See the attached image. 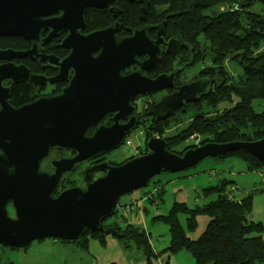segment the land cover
I'll use <instances>...</instances> for the list:
<instances>
[{
    "label": "water",
    "instance_id": "95a60500",
    "mask_svg": "<svg viewBox=\"0 0 264 264\" xmlns=\"http://www.w3.org/2000/svg\"><path fill=\"white\" fill-rule=\"evenodd\" d=\"M117 1L142 3V0H0V37H20L31 44L26 51L0 50V246L24 249L33 241L51 238L74 241L88 232L111 233L104 221L111 217L120 199L149 186L155 176L174 174L196 166L205 158L246 151L264 162V138L257 141L196 144L181 153L167 149V140L150 137L146 154L121 163L87 167L84 187L59 192L63 178L78 165L90 162L105 152L121 147L137 127L134 101L172 89L148 109L156 122L173 116L190 103H198L211 93L214 80L200 79L180 86L177 76L194 62L192 48L176 33L166 40L164 21L128 29L122 37L119 21L109 27L85 33L88 9H108L114 19L121 14ZM246 6L248 0H228ZM264 4V0H258ZM141 21L147 11L141 7ZM155 31V38L149 33ZM64 35L60 47L69 51L65 58L48 54L45 44ZM190 50L182 55V50ZM169 56L172 71L150 78L161 56ZM28 58L42 68L58 73L54 77L31 74L14 59ZM140 58H144L141 61ZM134 69L125 74L127 69ZM29 82L41 91L48 85L65 83L55 96L37 97L20 107L8 99L11 82ZM110 117L112 125H102ZM96 132L89 136L92 128ZM53 151H68L72 157L42 164ZM97 172L104 175L94 180ZM228 199L229 195L224 194ZM9 207L13 209L11 216Z\"/></svg>",
    "mask_w": 264,
    "mask_h": 264
},
{
    "label": "trees",
    "instance_id": "16d2710c",
    "mask_svg": "<svg viewBox=\"0 0 264 264\" xmlns=\"http://www.w3.org/2000/svg\"><path fill=\"white\" fill-rule=\"evenodd\" d=\"M115 6L121 11L117 19L113 18L108 9H88L84 32L99 31L119 21L122 25L119 36L125 37L130 34L128 29H139L146 24L157 25L166 21V40L178 33L195 49L196 61L192 67L200 64L198 75L214 80L209 96L202 98L198 103L186 105L198 107L190 112L193 122L186 125L181 134L167 138L169 151L181 153L193 145L207 142H251L264 138V107L261 111L254 107L255 101L264 102V4L258 0H248L246 6L239 5V8L234 10L233 4L228 0H142L141 4L138 1H117ZM141 7H145L147 11L146 23L141 21ZM160 8H166V12L159 13ZM63 37L64 35H60L53 38L44 47L57 57L65 58L69 51L60 47ZM30 47L31 44L23 38L0 37V49L14 48L25 51ZM230 61L234 66H240L241 71L236 76L231 75L227 69L226 65ZM21 63L28 67L31 64L28 59H23ZM170 66V60L165 56L156 70L151 71L149 75L157 77L168 72ZM32 69L41 71V67L37 65ZM65 85L56 83L55 95L59 94ZM34 99L35 91L28 82L11 87L9 102L12 106L20 107ZM205 101L217 109L210 117L208 114L211 112H204L201 106ZM219 105H222V111H218ZM164 130L160 126L147 128L152 134H161ZM191 140L197 143L182 148ZM139 150V153L130 158L145 154L144 149ZM235 155L247 163L250 171H264V162L246 151L228 153L217 158ZM156 184L159 188L150 196L154 202L157 195L164 191L163 185ZM231 187L230 182L224 181L219 186L207 188L206 195H215L217 199L201 210H190L183 204H176L172 208L165 218L171 235L167 249L169 252H186L194 264H264V225L248 220L253 196L249 194L240 200L233 199L231 195L228 199L223 198ZM133 205V200L120 201L113 216L106 219L104 224L111 231L110 234H114L121 241L134 242L151 259L154 252L146 233L132 226H127L124 230L121 228L119 220L124 215L119 211L120 208L131 209L130 207L134 208ZM9 211L13 214L11 207ZM180 213L188 216V227L191 231L197 227L196 217L199 213L209 217L208 225L198 239L193 240L188 236L180 223ZM107 222L109 223L106 224ZM88 235L102 241L104 238L88 232L79 240L56 242L75 243L87 248Z\"/></svg>",
    "mask_w": 264,
    "mask_h": 264
},
{
    "label": "rangeland",
    "instance_id": "374dc122",
    "mask_svg": "<svg viewBox=\"0 0 264 264\" xmlns=\"http://www.w3.org/2000/svg\"><path fill=\"white\" fill-rule=\"evenodd\" d=\"M223 9L221 8V10ZM164 10L166 8H160L158 12H166ZM233 64L230 61L226 66L229 73L236 76L241 69L239 65H236L237 68ZM200 68L199 64L186 69L180 75L178 82L193 81L199 76ZM161 93L143 97V100L136 98L135 105L138 107V111L145 112L150 105L157 103ZM201 106L204 112H211L208 117L212 116L215 110L217 111L213 105L206 101ZM254 107L257 111H261L264 102L255 101ZM194 108L198 107L191 105L182 107L173 116L157 125L164 128V132L161 134L153 132V135L167 140V138L181 134L186 125L192 124L193 118L190 112ZM222 109V105H219L218 111H222ZM144 137L146 135L143 125H140L132 131L121 147L108 154L109 161L121 163L139 153V148H145L146 138ZM194 143L197 141H187L182 148ZM69 156L70 153L66 151L52 152L51 157L43 163L42 169L51 171L50 160ZM79 169V172L73 173L64 180L65 187L74 186L82 178L84 166H80ZM98 176L99 174L95 173L94 179ZM224 181L230 182L232 187L225 194L231 195L233 199L240 200L252 194L253 205L248 220L255 223L261 222L264 225V171H250L247 163L238 155L223 159L205 158L187 170L155 176L145 189L133 191L120 199L121 202L132 200L135 202L134 208L130 207L131 209L119 220L121 228L124 230L127 226H132L146 233L151 250L154 252L151 259L134 242L121 241L114 234H108L104 236L103 241L88 235L87 248H82L75 243H58L51 238L33 241L26 249L11 250L0 246V264H8V262L10 264H194L186 252L174 254L167 250L171 235L165 218L176 204H183L190 210H201L205 205L217 199L215 195H206L205 190L209 187L219 186ZM156 183L163 185L164 191L157 195L154 202L150 196L159 188L156 187ZM178 217L188 236L193 240L203 234L209 222L207 215L199 213L196 217L197 227L191 231L188 227V216L185 213H180Z\"/></svg>",
    "mask_w": 264,
    "mask_h": 264
},
{
    "label": "flooded vegetation",
    "instance_id": "af4514ba",
    "mask_svg": "<svg viewBox=\"0 0 264 264\" xmlns=\"http://www.w3.org/2000/svg\"><path fill=\"white\" fill-rule=\"evenodd\" d=\"M114 6H115V3L113 4ZM155 31H152V32H150L149 33V35H150V37L151 38H155ZM130 35V34H129ZM187 44H189V43H187ZM190 45V44H189ZM191 46V45H190ZM31 48V47H30ZM29 48V49H30ZM191 48L193 49L192 50V53H193V55H194V59H195V61H196V58H195V49L191 46ZM7 49H13V50H16V49H14V48H5V49H0V50H7ZM17 51H22V50H17ZM26 51V50H25ZM189 51L190 50H187V49H183L182 50V55H187L188 53H189ZM47 53L48 54H53V53H51V52H49L48 50H47ZM54 55V54H53ZM56 56V55H55ZM166 55H162L161 56V60H160V62L156 65V67L153 69V70H151V71H155L156 70V68H157V66L161 63V61H162V59H163V57H165ZM57 57V56H56ZM168 58H169V60H170V63H171V66H170V69H169V71L168 72H170V71H172V68H173V65H172V61H171V59H170V57L169 56H167ZM25 59H28V58H25ZM23 59H14V60H12L11 61V63H14V64H16V65H20V64H23V63H21V61H22ZM29 61H30V66L28 67V66H26L25 64H23V65H25L26 67H28L29 69H30V72H31V74L33 73V74H42V75H46L47 77H54L55 75H57V71L56 70H53V69H51V68H46L45 70L42 68V66L37 62V61H32V60H30V59H28ZM140 60L141 61H144L145 59L144 58H140ZM7 63H9V62H7V61H0V65H2V64H7ZM194 64H195V62H194ZM193 64V65H194ZM38 66L39 68L41 67V71L40 72H38V71H35V70H33L32 68H34V66ZM192 65V66H193ZM191 66V67H192ZM30 67H32V68H30ZM190 67H188L187 69H189ZM134 69H127L126 71H125V74H127V72L128 73H130V72H132ZM186 70V69H185ZM184 70V71H185ZM151 71H149V72H144V74L146 75V76H148V77H150V78H156V76L155 77H152V76H150L149 75V73L151 72ZM183 71V72H184ZM168 72H165V73H168ZM183 72H181L178 76H177V80H176V85L177 86H180V85H182V84H184V83H179L178 82V79H179V77H180V75L183 73ZM162 74H164V73H162ZM161 75V74H160ZM159 76V75H158ZM200 79H206V78H201L200 76H198V77H196V78H194V80L193 81H196V80H200ZM206 80H211V79H206ZM193 81H190V82H193ZM28 82V81H27ZM23 83V82H22ZM29 83V82H28ZM187 83H189V82H187ZM20 84V83H19ZM30 84V83H29ZM65 84V83H64ZM18 85V84H17ZM31 85V84H30ZM4 86L5 87H8V86H10V88L13 86L12 84H11V82H6V83H4ZM33 87V86H32ZM49 88H51L49 91H48V89ZM33 89H34V91H35V99H37V97H42V96H55V92H56V84H53V85H48L47 87H45V88H43L41 91H39V90H37V89H35L34 87H33ZM61 92V91H60ZM159 92H162L160 95V99H159V101L162 99V98H164L165 96H167V95H169V94H171V93H173V90L172 89H168V90H164V91H159ZM159 92H157V93H159ZM157 93H155V94H157ZM155 94H152V95H155ZM41 95V96H40ZM58 95V94H57ZM152 95H149V96H152ZM149 96H137L136 98H142V100H143V97H149ZM9 98H10V96H9ZM204 98V97H203ZM34 99V100H35ZM33 100V101H34ZM136 100V99H135ZM202 100V99H201ZM8 101H9V99H8ZM158 101V102H159ZM32 102V101H31ZM30 102V103H31ZM157 102V103H158ZM10 103V102H9ZM135 101H134V105H135ZM156 102L154 103V104H152V106L153 105H155V104H157ZM136 106V105H135ZM137 107V106H136ZM150 107H151V105H150ZM150 107H148L147 109H146V111L145 112H139L138 111V107H137V116L138 117H141V119L139 120V122H138V125H137V127L136 128H138L140 125H143V131H144V133H145V135H146V141L151 137V136H153V137H156V136H154L153 134H152V132H148L147 131V128H153L154 126H157L159 123H161V122H163V121H158V122H156V118L155 117H153V116H150V115H148V109L150 108ZM152 120V121H151ZM102 125H106V126H110V125H112V121H111V118L110 117H108V118H106L104 121H103V123H102ZM97 128L98 127H96V128H92L91 130H90V132L88 133V135L89 136H92L95 132H96V130H97ZM135 128V129H136ZM158 137H160V136H158ZM146 141H145V144H146ZM144 150H145V148H144ZM112 151H114V150H112ZM112 151H110V152H112ZM53 152H56V151H53ZM66 152H68V151H66ZM110 152H105V153H103V154H101L99 157H97V158H95V159H93V160H91L90 162H86V163H84V164H81L80 166H84V170H83V175H82V178L84 179V171H85V169L87 168V167H91V166H96V165H99V164H102L103 162H107V163H109V164H115V162H113V161H109V159H108V154L110 153ZM70 153V152H69ZM147 153V151L145 150V154ZM51 155H52V153H51ZM73 156V154H71L70 153V156L69 157H72ZM43 165V164H42ZM78 168H79V166H78ZM78 172L80 171V169H78L77 170ZM76 171V172H77ZM76 172H74V173H76ZM97 174H99V176L96 178V179H98V178H100V177H102L103 175H104V173L103 172H97ZM70 175H72V174H70ZM70 175H67V176H65L64 178H63V181L61 182V185H60V188H59V192H61L62 190H64V189H67V187L65 188V185L63 184L64 183V180L68 177V176H70ZM82 178H80V180L74 185V186H72V187H84L85 185L83 184V179ZM96 179H94V180H96ZM72 187H68V188H72ZM12 216H13V214H11Z\"/></svg>",
    "mask_w": 264,
    "mask_h": 264
},
{
    "label": "built area",
    "instance_id": "2783aa9c",
    "mask_svg": "<svg viewBox=\"0 0 264 264\" xmlns=\"http://www.w3.org/2000/svg\"><path fill=\"white\" fill-rule=\"evenodd\" d=\"M238 8H239V4H233V9H234V10H236V9H238ZM128 210H129L128 207H126V208L121 207L119 211L124 215L126 212H128ZM108 223H109V222H107L106 224H108Z\"/></svg>",
    "mask_w": 264,
    "mask_h": 264
},
{
    "label": "bare ground",
    "instance_id": "6f19581e",
    "mask_svg": "<svg viewBox=\"0 0 264 264\" xmlns=\"http://www.w3.org/2000/svg\"><path fill=\"white\" fill-rule=\"evenodd\" d=\"M89 132H90V131H89ZM78 166L80 167V165H78ZM78 166L76 167V169H75L74 172H76V171L79 169ZM74 172H73V173H74ZM73 173H72V174H73ZM152 179H153V178H152ZM152 179H151V180H152ZM112 216H113V215H111V217H112Z\"/></svg>",
    "mask_w": 264,
    "mask_h": 264
}]
</instances>
